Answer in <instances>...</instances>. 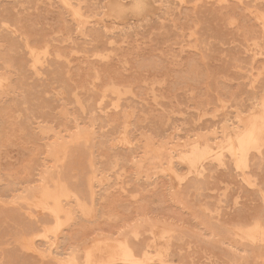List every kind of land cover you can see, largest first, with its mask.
Instances as JSON below:
<instances>
[{
  "label": "rangeland",
  "instance_id": "rangeland-1",
  "mask_svg": "<svg viewBox=\"0 0 264 264\" xmlns=\"http://www.w3.org/2000/svg\"><path fill=\"white\" fill-rule=\"evenodd\" d=\"M263 232L264 0H0V264H264Z\"/></svg>",
  "mask_w": 264,
  "mask_h": 264
},
{
  "label": "bare ground",
  "instance_id": "bare-ground-1",
  "mask_svg": "<svg viewBox=\"0 0 264 264\" xmlns=\"http://www.w3.org/2000/svg\"><path fill=\"white\" fill-rule=\"evenodd\" d=\"M114 17H115V13L114 12H110ZM5 66V65H4ZM250 69V68H249ZM261 72V71H260ZM263 78V77H262ZM263 80V79H262ZM262 84H263V82H262ZM262 88H263V85H262ZM206 139V138H205ZM205 142V141H204ZM203 142V143H204ZM49 194V193H48ZM50 195V194H49ZM54 197V196H53ZM55 198H56V196H55ZM57 199V198H56ZM54 202H55V200H54ZM58 203V202H57ZM56 203V204H57ZM55 204V203H54ZM55 206V205H54ZM57 208V207H56ZM55 210V209H54ZM58 210V209H57ZM54 212V211H53ZM58 212V211H57ZM56 212V213H57ZM60 213H61V210H60ZM32 222V221H31ZM57 222H58V220H57ZM264 233V232H263ZM24 242V241H23ZM27 246V245H26ZM31 250H34V249H31ZM35 252V251H34ZM35 254H36V252H35ZM129 257H132V254L130 253V252H127V253H125V256H124V260H127V259H129ZM98 264H103L102 262H98Z\"/></svg>",
  "mask_w": 264,
  "mask_h": 264
},
{
  "label": "crops",
  "instance_id": "crops-1",
  "mask_svg": "<svg viewBox=\"0 0 264 264\" xmlns=\"http://www.w3.org/2000/svg\"><path fill=\"white\" fill-rule=\"evenodd\" d=\"M86 259L88 264H98V262L93 261L90 257H87Z\"/></svg>",
  "mask_w": 264,
  "mask_h": 264
}]
</instances>
